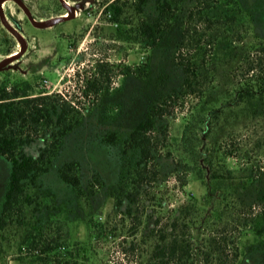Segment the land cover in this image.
<instances>
[{
	"label": "rangeland",
	"instance_id": "1",
	"mask_svg": "<svg viewBox=\"0 0 264 264\" xmlns=\"http://www.w3.org/2000/svg\"><path fill=\"white\" fill-rule=\"evenodd\" d=\"M113 1H87L74 18L44 27L24 21L15 0L4 3L3 12L19 24L8 14L5 18L26 49L0 66V85L28 80L34 94L64 92L79 102L81 117L48 170L29 185L31 202L0 229V264H152L158 228L176 218L179 232L186 230L185 238L196 247L195 264L211 234L226 224L228 234H238L240 264H264V229L257 234L249 225L252 211L262 207L248 208L260 197L264 202V99H238L241 58L264 41V0H236L242 17L208 31L209 52H195L204 91L180 99L161 120L168 125V141L157 158L158 178L135 203L122 187L132 186L139 150L123 152V140L158 98L182 87L185 73L176 54L194 0L179 4L156 46L138 34L142 18H156V0H146L140 14L133 8L136 0H119L127 2L121 20L129 23L111 20L106 8ZM25 3L39 22L63 12L58 0ZM22 44L0 18V61ZM97 61L111 64L110 82L104 83L110 84L109 94L83 93ZM43 145L38 138L25 151L37 155ZM70 160L80 163L81 196L59 175ZM10 170V161L0 155V213ZM213 171L218 179L211 177Z\"/></svg>",
	"mask_w": 264,
	"mask_h": 264
},
{
	"label": "trees",
	"instance_id": "2",
	"mask_svg": "<svg viewBox=\"0 0 264 264\" xmlns=\"http://www.w3.org/2000/svg\"><path fill=\"white\" fill-rule=\"evenodd\" d=\"M182 1L156 0V18L152 21L142 18L138 24L140 38L156 46L163 33L171 27ZM145 2L146 0H136L133 4L134 11L142 13ZM221 2L222 0H194L187 9L176 54L177 63L183 67L185 73L182 87L158 98L151 105L147 116L141 119L123 140V152L132 148L139 150V157L130 180L132 186L128 189L122 187L125 190L124 197L131 203L138 200L145 186L158 178L157 158L168 141V125L161 120L174 112L180 99L189 95H200L204 91L202 73L195 59V52L199 49L209 52L208 46L212 45L209 30L220 25L233 24L242 17V8L236 0H226V8L220 13H215L214 10L220 7ZM126 5V1L114 0L106 8L111 11L112 21L129 23L121 20ZM110 65L108 62H96L95 76L88 79L83 93L111 92L110 84L104 85L110 82ZM238 83L239 100L264 99V41L257 42L242 56L238 65ZM31 89L32 85L28 80L17 81L11 86L0 85V155L11 163L0 213V229L13 222V216L20 215L23 205L31 202L29 185L48 170L63 145L64 137L79 123L81 117L79 102L68 98L64 92L44 91L34 94ZM38 138L44 139V145L39 147L37 155L27 153L25 146ZM111 140H115V134H112ZM261 171L264 173V167ZM59 175L79 196L84 194L78 161H66L60 167ZM211 177L219 178L215 171ZM208 187V195L214 193L211 192V184ZM90 191L94 192L93 185ZM262 199L260 197L248 205L250 210L259 205L262 208L259 211H252L250 224V220L244 224L251 225L250 228L257 234L264 229ZM159 222L160 220L155 221L157 227ZM226 225L221 229L216 228L211 234L208 249L198 252L199 255L203 254L197 264H240L236 242L238 234H233V229L228 234L230 224ZM234 227L240 232L239 225L236 224ZM178 228L177 218L169 226L158 228L159 242L151 256L152 264H195L193 254L196 247L192 245L190 239L185 238L186 230H181L180 233ZM188 259L191 262H188Z\"/></svg>",
	"mask_w": 264,
	"mask_h": 264
},
{
	"label": "flooded vegetation",
	"instance_id": "3",
	"mask_svg": "<svg viewBox=\"0 0 264 264\" xmlns=\"http://www.w3.org/2000/svg\"><path fill=\"white\" fill-rule=\"evenodd\" d=\"M87 1H92V0H58V4H59V6H60V8H58V9H61L62 8V10H63V12L61 13V14H59V15H57L56 16V18L57 17H61V16H68L69 15V12H68V9L66 8V6L64 5V3L66 4V5H69V6H74V7H77V5H81V7L80 8H76L75 9V13H74V16L72 17V18H74L75 16H77L78 15V13H79V11H78V9H81L82 7H84V5H85V2H87ZM15 2L18 4V6L21 8V10H22V12H23V19H24V21H25V18L31 23V24H36L33 20H35V21H38V19L36 18V17H34V16H32V11H31V9L27 6V4L25 3V0H15ZM21 2V3H20ZM1 5V4H0ZM3 7H4V5L2 6L1 5V8H2V14H3V18H4V20L7 22V20H6V16H7V12L5 13V12H3ZM25 7L27 8V10L29 11V13H30V16H29V14H27V12H26V10H25ZM9 15V14H8ZM10 17V19L11 20H15L16 21V23L17 24H19L18 23V21H17V19L16 18H13V16H11V15H9ZM0 18H1V20H2V17H1V12H0ZM33 18V19H32ZM55 19V18H54ZM71 19V18H70ZM2 22H3V20H2ZM39 22V21H38ZM4 23V22H3ZM8 23V22H7ZM9 24V23H8ZM4 25L7 27V25L4 23ZM9 26H10V24H9ZM39 26V25H38ZM50 26V25H49ZM54 26V25H53ZM39 27H44V26H39ZM8 28V27H7ZM9 29V28H8ZM10 30V29H9ZM11 31V30H10ZM11 33L12 34H14L12 31H11ZM15 35V34H14ZM16 36V35H15ZM25 49H26V47H25Z\"/></svg>",
	"mask_w": 264,
	"mask_h": 264
},
{
	"label": "water",
	"instance_id": "4",
	"mask_svg": "<svg viewBox=\"0 0 264 264\" xmlns=\"http://www.w3.org/2000/svg\"><path fill=\"white\" fill-rule=\"evenodd\" d=\"M21 3V2H20ZM64 5L66 6V8L68 9V12H69V15L68 16H61V17H57L55 19H50V20H46V21H43V22H38V21H35L33 20L37 25L39 26H49V25H54L58 22H61V21H64V20H67V19H70L74 16V13H75V9L76 8H80L81 5H77V7H74V6H69V5H66L64 3ZM25 10L27 12V14H29L30 16V13L29 11L27 10V8L25 7ZM0 12H1V17H2V20L3 22L7 25V27L16 35L17 38H19L20 40H22L23 44H24V47L22 50H19L16 54H14L13 56H10V57H5L3 60L0 61V66H3L11 61H13L14 59L18 58L25 50V40L23 38H21V36H19V34L11 27L9 26V24L4 20L3 18V14H2V8H1V5H0ZM33 19V18H32Z\"/></svg>",
	"mask_w": 264,
	"mask_h": 264
},
{
	"label": "bare ground",
	"instance_id": "5",
	"mask_svg": "<svg viewBox=\"0 0 264 264\" xmlns=\"http://www.w3.org/2000/svg\"><path fill=\"white\" fill-rule=\"evenodd\" d=\"M7 0H0V4L3 6L4 5V3L6 2ZM23 47H24V44H22L21 46H20V48L17 50V51H15V52H13V53H10V54H8L6 57H10V56H13L14 54H16L19 50H22L23 49Z\"/></svg>",
	"mask_w": 264,
	"mask_h": 264
}]
</instances>
